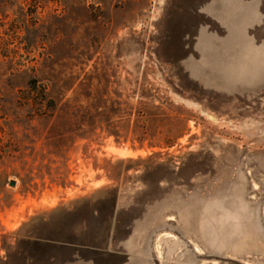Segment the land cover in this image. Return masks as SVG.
I'll return each mask as SVG.
<instances>
[{
    "label": "rangeland",
    "instance_id": "obj_1",
    "mask_svg": "<svg viewBox=\"0 0 264 264\" xmlns=\"http://www.w3.org/2000/svg\"><path fill=\"white\" fill-rule=\"evenodd\" d=\"M0 264H264V0H0Z\"/></svg>",
    "mask_w": 264,
    "mask_h": 264
},
{
    "label": "water",
    "instance_id": "obj_2",
    "mask_svg": "<svg viewBox=\"0 0 264 264\" xmlns=\"http://www.w3.org/2000/svg\"><path fill=\"white\" fill-rule=\"evenodd\" d=\"M9 185H10V186H13V185H14V183H13V182H11Z\"/></svg>",
    "mask_w": 264,
    "mask_h": 264
}]
</instances>
